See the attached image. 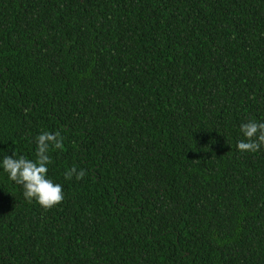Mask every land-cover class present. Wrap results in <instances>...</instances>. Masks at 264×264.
Returning <instances> with one entry per match:
<instances>
[{"label":"trees","instance_id":"16d2710c","mask_svg":"<svg viewBox=\"0 0 264 264\" xmlns=\"http://www.w3.org/2000/svg\"><path fill=\"white\" fill-rule=\"evenodd\" d=\"M249 120L264 0H0V159L59 131L65 193L45 210L0 167V264H264Z\"/></svg>","mask_w":264,"mask_h":264},{"label":"clouds","instance_id":"9594fccd","mask_svg":"<svg viewBox=\"0 0 264 264\" xmlns=\"http://www.w3.org/2000/svg\"><path fill=\"white\" fill-rule=\"evenodd\" d=\"M244 139L237 142L241 152L255 153L264 146V122L249 120L240 125ZM64 137L59 131L41 132L35 139V159L24 155H5L0 159V167L8 173V178L22 186L23 196L28 202L33 200L45 210L62 204L65 199L63 185L48 177L49 165L52 163L51 149L62 150ZM86 175V170H77L75 166L65 171L64 178L77 180Z\"/></svg>","mask_w":264,"mask_h":264}]
</instances>
